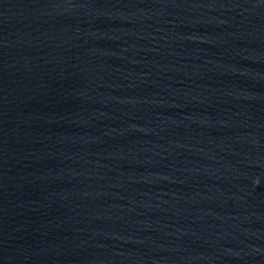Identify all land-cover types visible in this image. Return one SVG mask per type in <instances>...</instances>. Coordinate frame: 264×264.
Wrapping results in <instances>:
<instances>
[{
    "label": "water",
    "instance_id": "obj_1",
    "mask_svg": "<svg viewBox=\"0 0 264 264\" xmlns=\"http://www.w3.org/2000/svg\"><path fill=\"white\" fill-rule=\"evenodd\" d=\"M0 264H264V0H0Z\"/></svg>",
    "mask_w": 264,
    "mask_h": 264
}]
</instances>
